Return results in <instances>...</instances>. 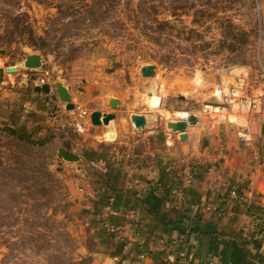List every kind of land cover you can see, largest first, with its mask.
I'll use <instances>...</instances> for the list:
<instances>
[{"label": "rangeland", "instance_id": "1", "mask_svg": "<svg viewBox=\"0 0 264 264\" xmlns=\"http://www.w3.org/2000/svg\"><path fill=\"white\" fill-rule=\"evenodd\" d=\"M36 53L42 65L26 67ZM147 64L156 65L155 76L142 74ZM10 66L18 71L0 81V264H91L98 248L86 221L74 219L70 190L85 164L91 171L94 136L84 137L104 125L78 131L77 108L116 118L141 112L165 127L166 112L203 114L214 110L209 105L221 106L213 112L219 120L229 111L264 118V95L250 88L264 83V0H0V68ZM239 68L250 70L251 104L232 107L214 90ZM59 82L73 109L59 97ZM44 84L51 93L37 90ZM149 91L163 98L162 111ZM113 98L123 107L113 108ZM3 100L21 113L24 102H37L42 122L23 129L34 119L20 126L3 118ZM62 148L79 161L60 157Z\"/></svg>", "mask_w": 264, "mask_h": 264}, {"label": "crops", "instance_id": "2", "mask_svg": "<svg viewBox=\"0 0 264 264\" xmlns=\"http://www.w3.org/2000/svg\"><path fill=\"white\" fill-rule=\"evenodd\" d=\"M238 70L218 87L249 76L248 68ZM256 86L250 88L264 95V83ZM156 97L162 111L163 98ZM4 101L3 118L20 126L22 118L34 119L23 129L42 122L37 102H24L21 113L13 100ZM204 110L194 113L199 122L188 127L185 140L162 124L135 131L134 113H117L98 134L84 137L95 139L88 143L94 146L87 162L91 171L83 166L70 197L74 219L86 221L98 248L91 264H264V118L255 110L229 111L219 120L214 110ZM184 115L166 112L168 120ZM90 126L91 119L86 130ZM190 173L192 182L179 202L171 190ZM233 190L240 197H231Z\"/></svg>", "mask_w": 264, "mask_h": 264}, {"label": "water", "instance_id": "3", "mask_svg": "<svg viewBox=\"0 0 264 264\" xmlns=\"http://www.w3.org/2000/svg\"><path fill=\"white\" fill-rule=\"evenodd\" d=\"M24 65L28 68L40 67L42 65V56L40 54H31L26 57ZM156 65L147 64L141 68L142 74L147 77H152L156 75ZM18 68L16 66L6 67L5 69L0 68V81L3 79L4 73H16ZM58 94L62 101H64L67 105L68 109H73L75 107L74 103L71 101V95L68 91V88L64 86L62 83L57 84ZM38 91H43L46 94L51 93V87L49 84H44L42 86H37ZM56 96L52 95V102L56 101ZM120 101L117 98H113L111 100V105L113 108H117ZM116 118V114L112 112H102L99 110H95L91 113L90 119L91 123L97 126L100 125H109L110 121ZM131 122L134 126V130L137 132L144 131L147 129L148 118L145 114L142 113H134L131 115ZM199 122V117L191 113L187 119H179V120H170L167 122V127L170 129L172 133L179 134V138L181 140H185L187 138V131L189 126H194ZM59 156L63 157L68 161H79V155L70 151L69 149L62 148L59 151Z\"/></svg>", "mask_w": 264, "mask_h": 264}, {"label": "built area", "instance_id": "4", "mask_svg": "<svg viewBox=\"0 0 264 264\" xmlns=\"http://www.w3.org/2000/svg\"><path fill=\"white\" fill-rule=\"evenodd\" d=\"M201 79L198 78V81H200ZM250 85L249 82V76L245 79V78H239L237 81H235L234 83L224 87V86H219L214 90V97H217L218 99L224 100L229 102V104H231L232 107H234V103L235 104H239L238 102H243L245 104L249 103L251 104V98L248 97V95H246V90L248 91V86ZM212 108L214 110H221V106L218 105L216 107ZM223 110L226 109L224 107H222ZM79 111L76 113V116L73 118V125L75 126V128L82 132L86 129L89 121H90V116H91V111L82 107H78L77 108ZM192 112L190 111H185V115L181 116L180 119H187V117L191 114ZM241 138L243 141H247L249 140V138H247L246 135H241ZM188 171L190 172V168L188 169ZM192 174H189V177L187 178L186 183H184L183 185H176L172 188L171 192L173 194V197L177 200V201H182L185 197V189L186 187H188L191 182H192ZM161 192H163V188L160 189ZM231 197L234 198H238L240 197V194L237 190H233L230 193ZM222 216H225V213L220 212L219 213ZM104 226L107 230H111L113 228V225L109 222V221H105L104 222ZM172 260L173 257L171 256Z\"/></svg>", "mask_w": 264, "mask_h": 264}, {"label": "bare ground", "instance_id": "5", "mask_svg": "<svg viewBox=\"0 0 264 264\" xmlns=\"http://www.w3.org/2000/svg\"><path fill=\"white\" fill-rule=\"evenodd\" d=\"M148 96L151 98L152 102L158 106L159 99L156 96H153L152 93H149ZM113 121V120H112ZM111 122V121H110ZM110 124V123H109Z\"/></svg>", "mask_w": 264, "mask_h": 264}, {"label": "trees", "instance_id": "6", "mask_svg": "<svg viewBox=\"0 0 264 264\" xmlns=\"http://www.w3.org/2000/svg\"><path fill=\"white\" fill-rule=\"evenodd\" d=\"M163 221V220H162Z\"/></svg>", "mask_w": 264, "mask_h": 264}]
</instances>
